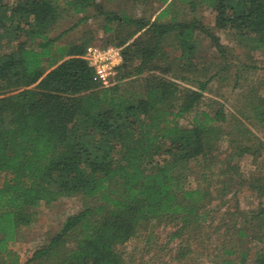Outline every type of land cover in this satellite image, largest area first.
<instances>
[{"label":"trees","instance_id":"1","mask_svg":"<svg viewBox=\"0 0 264 264\" xmlns=\"http://www.w3.org/2000/svg\"><path fill=\"white\" fill-rule=\"evenodd\" d=\"M107 1L118 5L103 13V33H114L113 25L133 31L101 45L119 48L122 57L112 85L104 88L92 80L84 58L91 43L57 44L85 17L51 35L62 22L85 15L95 0H0V264H20L12 245L41 205L75 196L89 203L23 264H135L123 246L154 226L172 228L167 243L176 241L179 264L215 216L211 191L240 176L243 156L264 150L243 122L264 132V95L252 87L238 115L213 106L195 112L220 71L197 67L195 23L178 21L177 14L158 22L174 0ZM181 1L191 12L202 4L213 10L216 26L236 32V45L246 54L264 53V0ZM161 7L156 20L144 17L142 10ZM138 9L140 17L129 13ZM137 32L141 36L132 38ZM170 39L180 51L179 71L173 72L179 83L146 75L160 62L167 64L163 72L175 64L167 63L163 50ZM212 40L222 56L219 41ZM194 112L191 126L180 127L178 120ZM195 168L200 174L189 187ZM250 186L264 194V185ZM239 216L245 229L237 236H264V210ZM236 225H227L228 233ZM234 248L222 245L217 264H246L243 253L238 263L230 259ZM253 264H264V246Z\"/></svg>","mask_w":264,"mask_h":264},{"label":"rangeland","instance_id":"2","mask_svg":"<svg viewBox=\"0 0 264 264\" xmlns=\"http://www.w3.org/2000/svg\"><path fill=\"white\" fill-rule=\"evenodd\" d=\"M174 3L168 9V14L161 17L158 22H169L173 15L177 14L178 21L195 23L197 67L203 68V65H209L210 73L220 71L218 76L210 82L208 92L204 94V98L195 112L211 111L209 108L213 106L215 109L222 107L227 115H238L237 112L244 105V97L249 92V87L264 95V53L257 51L249 55L246 54L236 45V32L230 30L228 25L223 29L218 28L214 21L216 13L205 5H198L196 10L191 12L186 2L174 0ZM117 5V3H108L107 0H95L85 15L62 22L51 35L52 37L58 36L78 19L85 17L84 23L57 43L60 47L75 44L85 45L86 43L89 45L95 42L106 45L110 40L126 38L133 29L122 25H113L114 33L106 34L102 31L103 13L115 11ZM165 8L142 11H144V17L154 21ZM121 9H124V6ZM129 13L135 14L136 17L141 16L139 9L137 11L130 10ZM201 29L205 30V34H201ZM141 34L142 32H137L132 38H138ZM212 38L217 39L222 46L220 49L222 56L217 54V48H215ZM163 50L167 63L175 62V64L167 70L169 72H163L167 69L165 68L167 64L160 62L158 67H153L146 75L179 83L173 77V72L179 71L177 60L180 58V51L172 39L168 40V44L163 45ZM134 65L136 66L137 63L135 62ZM194 85L193 83H182L180 87L193 91L195 90ZM195 112L179 119L180 127L189 128ZM243 122L256 137L264 142V132L257 130L246 121ZM221 147L224 149L226 145L222 143ZM162 158L163 155L160 153L156 157V162L161 161ZM237 165L240 176L235 177L224 190L221 187H216L211 191L214 197L211 205L214 206L215 216L212 222L190 242L187 247L191 254L179 264H217L221 256L218 249L222 245L235 246L236 255L230 258L235 263H238L239 254L243 253L246 255V264H253L255 251L264 246V236L255 239L253 233L252 235L247 234V238L241 239L236 235L238 229H245V226L240 224L239 214L252 217L260 210H264V194L257 193L250 186L251 184H257L258 187L264 185V150L260 156L246 154L237 162ZM193 173L187 181L189 187L195 186L194 179L200 174L199 168H195ZM261 178L263 181L259 180ZM221 192L225 194H221ZM87 203H89L88 200L82 199L81 196H75L60 199L50 205H41L32 225L24 228L18 240L12 245V250L18 254L20 264L29 260L36 250L48 245L50 240L60 232L67 217L81 212ZM233 223L237 225L228 233L227 225L232 227ZM171 231L173 230L170 226L140 229L136 236L123 246L122 251L125 257L130 258L135 264H177L178 256L173 250L176 241L167 243V235Z\"/></svg>","mask_w":264,"mask_h":264},{"label":"built area","instance_id":"3","mask_svg":"<svg viewBox=\"0 0 264 264\" xmlns=\"http://www.w3.org/2000/svg\"><path fill=\"white\" fill-rule=\"evenodd\" d=\"M84 58L93 71L92 80L104 88L111 86L116 69L122 62L120 49L113 46L102 47L95 42L86 47Z\"/></svg>","mask_w":264,"mask_h":264}]
</instances>
